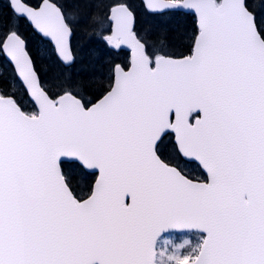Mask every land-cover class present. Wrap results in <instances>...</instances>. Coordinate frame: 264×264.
<instances>
[{"label":"snow or ice","instance_id":"1","mask_svg":"<svg viewBox=\"0 0 264 264\" xmlns=\"http://www.w3.org/2000/svg\"><path fill=\"white\" fill-rule=\"evenodd\" d=\"M8 6L65 69L99 55L78 57L59 0ZM144 6L191 14L186 43L138 33L110 0L88 19L129 52L99 80L67 72L49 87L16 27L0 35L32 104L0 91V264H264V0Z\"/></svg>","mask_w":264,"mask_h":264},{"label":"trees","instance_id":"2","mask_svg":"<svg viewBox=\"0 0 264 264\" xmlns=\"http://www.w3.org/2000/svg\"><path fill=\"white\" fill-rule=\"evenodd\" d=\"M28 2L35 5L38 0H28ZM59 2L65 5L69 13L75 14L77 23L74 28L71 45L78 57H84L90 49H95L99 53L91 62L87 58L78 59L76 65L71 69H65L60 64L51 45L41 39L31 29L25 19H20L17 22L13 17L7 0H0V35L6 32L9 27L13 25L16 27V30L26 41L27 50L42 81L47 82L49 87H53L58 83V79L63 78L62 73L67 72H71L74 79H87L95 75L96 79L99 80L101 77L108 75L109 69L113 64H125L127 62V52L108 46L93 30L91 21L88 19L90 13L100 15L106 11L102 5L110 3V0H59ZM124 2L130 5L134 12V28L138 33L144 34L148 32L152 38L166 34L169 43L177 44L181 48L186 43L181 38L192 31L194 17L191 14L182 12L178 16H157L147 12L141 0H124ZM251 2L258 8L260 0H251ZM95 5H101V7H95ZM13 84L16 85L15 95L19 92L26 98L11 65L0 54V91L11 92ZM92 91H94V87L89 90V95ZM193 171L194 174L199 175V170L193 168ZM173 238L176 242L181 239L179 236Z\"/></svg>","mask_w":264,"mask_h":264},{"label":"water","instance_id":"3","mask_svg":"<svg viewBox=\"0 0 264 264\" xmlns=\"http://www.w3.org/2000/svg\"><path fill=\"white\" fill-rule=\"evenodd\" d=\"M142 2H143V4H145V0H142ZM11 9V8H10ZM12 10V9H11ZM27 21V20H26ZM27 23L29 24V22L27 21ZM30 25V24H29ZM31 26V25H30ZM31 28H32V26H31ZM33 29V28H32ZM33 31L36 33V34H38L42 39H44V40H46V41H48L50 44H51V46H52V48H53V51H54V45H53V43L48 39V38H45V37H43L40 33H38L37 31H35L34 29H33ZM72 38V37H71ZM121 49H123V50H125V51H127V52H129V50L126 48V47H124V46H122L121 47ZM28 51V50H27ZM54 54H55V52H54ZM4 56V55H3ZM31 56V55H30ZM56 56V55H55ZM5 58V57H4ZM32 58V57H31ZM6 59V58H5ZM7 60V59H6ZM33 60V59H32ZM8 61V60H7ZM9 62V61H8ZM10 63V62H9ZM10 65L12 66V68H13V65L10 63ZM13 71H14V68H13ZM14 73H15V71H14ZM15 76H16V74H15ZM16 78L18 79V81H19V78L16 76ZM20 82V81H19ZM22 86V85H21ZM22 88H23V86H22ZM23 90H24V88H23Z\"/></svg>","mask_w":264,"mask_h":264},{"label":"rangeland","instance_id":"4","mask_svg":"<svg viewBox=\"0 0 264 264\" xmlns=\"http://www.w3.org/2000/svg\"><path fill=\"white\" fill-rule=\"evenodd\" d=\"M16 96H17V99L23 103L24 108H26L25 111H31L32 110V104L30 101H28L27 97L26 98L23 97L22 94L19 92Z\"/></svg>","mask_w":264,"mask_h":264},{"label":"flooded vegetation","instance_id":"5","mask_svg":"<svg viewBox=\"0 0 264 264\" xmlns=\"http://www.w3.org/2000/svg\"><path fill=\"white\" fill-rule=\"evenodd\" d=\"M173 135H169L168 137L165 138V144L168 145V148L165 149V151L170 150L171 148V141H173Z\"/></svg>","mask_w":264,"mask_h":264}]
</instances>
